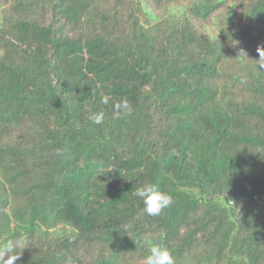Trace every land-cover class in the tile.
<instances>
[{
    "label": "trees",
    "instance_id": "obj_1",
    "mask_svg": "<svg viewBox=\"0 0 264 264\" xmlns=\"http://www.w3.org/2000/svg\"><path fill=\"white\" fill-rule=\"evenodd\" d=\"M258 47L264 0H0V247L20 241L15 264H144L161 243L175 264H264ZM146 183L173 198L160 216L133 195Z\"/></svg>",
    "mask_w": 264,
    "mask_h": 264
},
{
    "label": "clouds",
    "instance_id": "obj_2",
    "mask_svg": "<svg viewBox=\"0 0 264 264\" xmlns=\"http://www.w3.org/2000/svg\"><path fill=\"white\" fill-rule=\"evenodd\" d=\"M259 54L258 61H262L259 65L264 68V48H257ZM241 54L246 57V53L242 50ZM109 97L105 96L102 103L107 104ZM114 110L118 114L128 115L132 112V106L130 102L125 98L114 104ZM89 119L93 124L100 125L105 120V114L103 111L93 113ZM66 150H57V155L63 156ZM136 197L140 198L143 202V211L148 216H160L162 212L171 206L173 198L167 192L160 189L156 183H146L141 187H138L133 193ZM20 246L18 239H7L6 242L0 247V264H15L20 258L21 251L17 252V248ZM62 264H74L71 256L65 257ZM144 264H175V260L170 250L161 244H153L148 252V255L144 258Z\"/></svg>",
    "mask_w": 264,
    "mask_h": 264
}]
</instances>
